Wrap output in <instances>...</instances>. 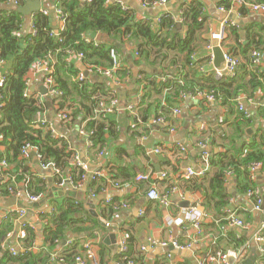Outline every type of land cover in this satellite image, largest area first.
Wrapping results in <instances>:
<instances>
[{"label": "crops", "instance_id": "obj_1", "mask_svg": "<svg viewBox=\"0 0 264 264\" xmlns=\"http://www.w3.org/2000/svg\"><path fill=\"white\" fill-rule=\"evenodd\" d=\"M111 1L121 4V8L128 10L132 19L143 23L157 24L160 23L161 18L168 15L175 22L172 33L180 35H184L187 31L183 24L182 11L188 7L198 8L201 18L204 19V28L197 37L195 47L190 54L172 53L170 60L163 67L164 72L161 73L160 68L152 64V60L144 63L139 55L135 56L137 52L130 50L129 46H124L126 48L124 55L115 54L120 64L123 62L134 77L143 70L163 83L174 80L184 86L188 93L196 90L209 92L210 89L207 88L222 85L218 90V97L215 96L213 101L194 96H188L185 99L179 97L171 104H167L168 91L165 90L162 95H153L151 102L158 101L162 107L165 106L166 112L164 113L163 109L157 106L158 103L153 105V113L149 118L150 127L146 132L142 130V127L138 131L132 130V123L124 122L123 128L116 137H107L104 155L97 163H92L96 155L87 153V141L72 140L71 132L62 124V119L57 113V97L49 93L42 96L41 90L47 89V86L44 84L45 75L40 71L37 63L31 68L26 82V95L37 99L43 107L42 115H38L36 120V127L45 122L57 137L67 139L66 136L69 135L71 149L76 150V155L81 163L88 167L89 172L100 173V178L104 181L101 184L106 187L103 193H98L100 184L91 190L89 181L86 180L76 186L71 184V190L76 192L75 198L57 196L49 199L46 195L53 186L57 187L59 177L52 168H42L36 152L30 150L29 160L24 164L27 168L26 174L31 178L45 181L46 193L37 201L31 202L22 184L17 186L20 191L18 197L0 190V216L23 209L25 213L22 220L41 235L42 232L35 226L37 223L40 226L46 224L41 220L42 216L52 217L59 214L58 208L66 209L69 204L77 205L79 217L83 221L80 227L85 231L79 235L69 233L66 241L78 242L77 251L82 250L80 248L85 243H89L97 264H123L118 244L122 238L126 240L130 258L136 259L138 264H199L206 257L218 252L238 251L244 252L247 259L254 249L257 255L255 264H258V245L254 238L264 223V217L253 209V201L247 191L258 192L264 207L263 173L259 171L250 181L245 172H241L239 176L227 174L224 191L229 197V204L217 211L211 209L210 212H206L201 207L200 193L184 190L183 181L195 178H184L188 169L198 172L204 168L201 158L203 153L208 154L206 172L209 170V158L213 157L212 155L227 154L229 157L241 160L252 151L264 153V107L261 106L264 102V18L251 13L246 5L237 3V0H229L230 4L227 7L217 6L218 0H167L164 5H153L155 2L149 4L148 0ZM242 1L248 4L264 3V0ZM42 3L45 9L49 8L47 7L50 4L49 1H42ZM23 5L25 0L23 4L19 0V6ZM12 7L15 8L11 0H0V14L11 10ZM56 19L59 17L57 16ZM31 20L25 19L22 25L23 33L31 32ZM225 21L234 24V26L227 25L226 28L234 29L235 32L231 34L225 28L226 37L221 47L237 58L239 64L236 75H226L218 85L213 74L214 64L213 67L208 65L209 53L205 45L206 42H210L213 35L220 33ZM177 25L180 29H177ZM97 35L101 40H92L96 44L101 42L113 44L110 34L98 33ZM89 36L87 38L91 40ZM254 51L261 55L256 67H252L249 63ZM187 58L188 64H186ZM173 59L178 61L176 66L169 64ZM134 62L138 64L134 65ZM41 64L44 66L45 63ZM72 64L80 73H88L79 59L74 58ZM9 68L8 63H0V80L8 73ZM87 78L88 80L90 78L92 83L100 84L104 81L99 80H105L106 77L91 76L88 73ZM138 79L143 77L139 76ZM112 84L125 90L124 110H127L129 105L137 106L141 97L139 89L144 84H139L137 93L133 91L129 78L122 84L119 82L117 84V80H114ZM127 98L130 101L127 102ZM118 100L120 105L119 95ZM236 101L240 102L241 111ZM117 110L123 111L119 109V106ZM174 110H179V113L174 114ZM244 113L249 117H245ZM136 114H138L137 110ZM158 118L166 122L155 124L154 120ZM199 143L206 146L203 152L199 151L201 150ZM181 148L184 150L182 151ZM32 153H35V156H32ZM71 165H74L73 160ZM69 172L68 168L61 171V181L66 182L70 178ZM212 172L213 169L209 174ZM149 173L157 178L162 173H166V177L156 182L157 179L148 182L136 181L138 175ZM50 182L53 184L52 187L49 185ZM153 187L160 195H169L167 204L148 199L147 193ZM173 188L176 189L175 192H171ZM12 199L16 200L14 205L11 203ZM192 208H196L195 216L201 220L200 236H197L188 216ZM91 212L96 216H92ZM230 214L245 222L246 227L241 229L228 225L225 219ZM106 223H109L108 227L105 226ZM16 227L15 223L13 236L10 239L11 245L17 240ZM5 242L6 240L3 243ZM174 243L192 244V247L181 251L173 246ZM42 247L43 240L40 236L35 241L34 251L38 252ZM61 248L62 246H56L52 254L60 256ZM142 248L144 251L141 250ZM50 262L65 264L56 259Z\"/></svg>", "mask_w": 264, "mask_h": 264}, {"label": "trees", "instance_id": "obj_2", "mask_svg": "<svg viewBox=\"0 0 264 264\" xmlns=\"http://www.w3.org/2000/svg\"><path fill=\"white\" fill-rule=\"evenodd\" d=\"M43 1L50 2V8L55 10V18L59 17L58 12L63 15L62 30L59 28L60 18L55 19V26L52 25L50 8H44L43 12L37 13L32 19L34 34L22 32L25 19L16 10L11 9L0 14V60L10 66L8 73L4 75V85L0 87V159L5 158L8 164L6 173L15 177L17 186L22 184L26 195L34 197H41L46 193V183L26 174L27 168L24 164L29 160V155L21 157L23 147L28 146L36 152L40 165L52 163L56 169H59L60 174L56 175L59 177L57 185L62 182L61 171L67 168L70 169L69 179L74 186L82 183L81 178L84 172L80 167L71 165L76 150H72L69 146V135L66 136L67 139L60 138L53 135L50 130H46L43 125L36 127V120L38 115H42L43 107L37 99L26 95L27 75L31 68L40 62L53 66L54 71L51 77L54 89L62 94L56 98L57 113L64 112L68 115L66 120L62 119V124L71 132L72 140L91 142L92 146L87 147V153L94 156L104 147L107 137L114 138L119 134L124 122L136 123V128H131L132 130L138 131L140 127L144 132L149 130V118L153 113V105L158 103L157 106L162 108L164 113L166 112L165 106L162 107L158 101H152V104L153 95H162L166 90L168 91L167 104H171L175 99H179L180 92L186 91V88L174 80H167L164 83L158 81L155 76L143 70L134 77L123 62L112 71L109 78L104 77L103 83H92L91 79L87 78V81L79 84L73 80L80 73L72 64L76 54L82 55L80 62L83 68L91 76H95L93 73L95 68L102 70L112 68L110 51L114 50L116 54L124 55L126 45L130 50L137 52L144 63L152 60V64L158 66L162 73L172 53L180 55L192 52L198 40L197 37L204 28V19L201 18V12L196 7H188L182 11L183 24L187 31L184 35H180L172 33L175 22L170 17L161 18L160 23L157 24L135 21L128 10H122L121 4L112 3L110 0ZM148 1L152 4L158 0ZM20 3L23 4V0H20ZM217 4V6L227 7L230 3L229 0H218ZM226 30H229L231 34L235 32L231 28ZM91 33L110 34L113 44L108 42L96 44L87 38ZM177 63L175 59L169 62L170 66H176ZM188 63L187 58L186 64ZM136 64L138 63L134 62V65ZM139 76L143 79H138ZM150 77L153 78L150 79ZM127 78L136 93L139 84H144L139 89L141 97L135 107L138 119L132 118L127 110L121 112L115 110L106 115L98 112L100 100L107 103L109 99L118 98L117 91L111 89L109 85L114 80H117V84L118 82L122 84ZM217 81L219 85L222 79ZM220 87L222 85L207 89L218 97ZM128 101H130L129 98H127ZM82 130L86 136L79 134ZM212 156L209 158V170L204 175L183 181L185 191L201 194V207L206 212H210L211 209L217 211L229 204V197L224 191L227 174L239 176L241 172H245L250 181L251 177L246 167L253 162H261L263 164L261 172L264 175V153L261 151H252L241 160L229 157L227 154ZM211 169L213 172L209 174ZM87 181L91 190L100 184L98 193L106 187L101 184L104 181L100 177ZM6 186L7 183L0 185V190ZM16 191H19L18 188ZM1 192L5 194V191ZM58 211L59 214L52 217L50 215L41 217L46 224L40 226L37 223L35 226L42 232L41 235L32 227L25 228L26 237L21 241L25 251H21V247H17L16 242L11 245V237L8 238V235L13 233L15 215L10 216L8 221L0 223V264H51L52 250L56 246H62L60 257L66 263L73 262L77 256L81 255L82 250L77 251L78 242H72L71 245L64 244L69 233L79 235L85 231L80 227L83 221L79 217L77 205L69 204L66 209L58 208ZM95 227H97L96 224ZM40 236L43 247L35 252V241ZM2 238L6 242L1 244ZM11 247H14L16 255L10 252ZM129 260L136 262V259L130 258L127 254L122 263L127 264Z\"/></svg>", "mask_w": 264, "mask_h": 264}, {"label": "built area", "instance_id": "obj_3", "mask_svg": "<svg viewBox=\"0 0 264 264\" xmlns=\"http://www.w3.org/2000/svg\"><path fill=\"white\" fill-rule=\"evenodd\" d=\"M11 1L13 3V6H15V7L19 6V0H11ZM39 1L42 2L43 0H39ZM81 1L90 2L91 0H81ZM212 1H215V0H212ZM166 2H167V0H159V1H156L153 5H155V4L164 5V4H166ZM237 3L246 5L251 13L264 18V3L248 4V3H244L242 0H237ZM122 10L126 11V9L124 7H122ZM40 12H43V9ZM58 15L60 18L59 19V28H60V30H62L63 25H64V17L60 12H58ZM166 17H170V16L167 15ZM170 18H172V17H170ZM227 25L234 26V24L232 22L225 21L222 28H221L220 33L213 35L210 42L205 45V49L209 53L208 65H210L212 67H213L212 49L214 47H216L215 45H217V47H220L222 52H223V61H224L223 64L219 68L213 67V74H214V77L216 80H220V79L224 78L226 75L234 76L236 71H237L238 64H239V60L237 58L233 57L227 51H224L221 47L225 41V37H226L225 36V28ZM31 32L33 34L35 33L32 25H31ZM56 34H57V31H56ZM135 56L138 57V54L136 53ZM110 57L112 59V65H113L112 68L108 69V70H102L99 68H95V70L93 72L95 75L103 76V77H107V78H109L111 76L112 71L120 65V61H119V59H117L118 57L116 56V54L113 50L110 51ZM76 58L81 60L82 55L76 54ZM260 58H261L260 53L254 51L250 56V61H249L250 65L252 67H256L259 64ZM0 63H3V61L0 60ZM38 65H39L40 71L43 72L45 75L44 84L47 86L48 93L51 95H54L56 97L61 96L62 94L59 91L54 89V82H53V79L51 77V74L54 71L53 66L48 65L46 63L44 64V66H42L41 62L38 63ZM73 80L79 84H82L85 81H87V78L84 76V73H78L74 77ZM4 82H5V78H2L0 80V87H3ZM188 96H194L197 98L204 99L206 101L215 100V95L212 92L209 93V92L204 91V90H196L195 92H192V93H188L186 91H181L179 94V97L181 99H185ZM236 104H237L239 110L241 111L242 106H241L240 102L236 101ZM261 104H262L261 106L264 107V102H262ZM118 106H119L118 98L109 99V101L107 103L104 100H100L98 102V108H99L98 112L106 115V114L112 113L113 111L117 110ZM127 111L131 115L132 118L138 119V115L136 114L135 106L129 105L127 107ZM173 112H174V114H177V113H179V110H174ZM67 116L68 115L65 114L64 112L59 113V117L63 120H66ZM244 116L247 118L249 117V115L246 113H244ZM164 122H166V121L164 119H161V118L154 120L155 124L156 123L162 124ZM42 125L45 126L46 130H50L51 133L53 135H55L53 133V131L51 130V128L49 126H47L45 122H42ZM136 126H137L136 123L135 124L132 123V125H131V127L133 129H135ZM79 134L81 136H86L84 130L80 131ZM90 146H92V143L88 142L87 147H90ZM198 146L201 149L206 148V146L203 143H199ZM106 148H107V142L104 145V147L96 154V158L94 161H92V163H97V161L104 155ZM30 150H33V149L29 148L28 146L23 147L21 149V157H23V158L27 157V154ZM181 150L183 151L184 148H181ZM37 157L39 159V156H37ZM201 158H202L204 168L198 172H195L191 169H188L185 173V176H184L185 179H190L193 177L204 175V173L208 169V154L203 153ZM73 161H74V165L77 167H80L82 169V171L84 172V174H83L84 176L81 178V182H84L88 179L94 180V179L100 177L99 172H89L88 167L81 163V161L77 155H74ZM7 165L8 164L5 160V158L0 159V185L7 183V186L3 189V191H5V193H7L8 195H13V196L18 197V196H20V191H18V192L16 191L17 184L15 181V177L10 176L9 174L6 173L7 167H8ZM41 167L42 168H52L56 175L60 174L59 169H56L54 164H52V163L41 164ZM262 167H263V164L261 162H253V163L249 164L246 167L247 172L249 174V177H251V179H253V176L256 173H258L259 171H261ZM165 177H166V173H162L159 178H157L155 175L149 173L147 175H138L136 177V181H147L148 182V181H151L152 179H157V180H155V182H156V181H159L161 179H164ZM67 182L71 185L70 179H68ZM64 184H65V181H62L60 184L57 185V187H63ZM104 191H105V189H103L101 193H103ZM175 191H176V189L173 188L171 192H175ZM247 193L252 198L253 209L255 211L261 213L264 217V207L262 206V198H261L260 194L254 190H248ZM27 196L31 202H35L39 199V197H34V196H29V195H27ZM147 197L149 200L159 201L162 204H167V198L169 197V195L168 194L167 195H160L157 192V190L153 187L152 189H150L148 191ZM108 203L109 202L107 201V204ZM195 211H196V208H192L189 211L188 216L190 217V221L193 225L194 230L197 233V236H200L201 235V229H200L201 220L199 217L195 216V213H196ZM24 213H25V211L23 209H19V210H16L14 212H9V213L3 214V216H0V223H2L4 221H8L10 219V216L15 215L14 222L16 224H19V231L17 233H15L16 234L15 238L17 239L16 240V246L19 248L21 247L20 248L21 251H25V249L22 248V246H21V241L26 237L25 228L28 227V225H26V223L23 222V220H22L24 217ZM225 221L228 225L236 226V227H239L241 229H244L246 227L245 222H243L239 218L234 217L233 214L228 215L227 218L225 219ZM105 226L108 227L109 223H106ZM263 231H264V223L262 224L260 231L257 233V235H255V238H254L255 242L258 245V247H257L258 255H259L258 264H264V261H263V258H264V234H263ZM12 236H13V233H10L8 235V238H10ZM66 244L71 245L72 242L66 241ZM118 244H119V249H120L121 255H122L121 259L125 260L127 254H128V246H127L126 240L124 238H122ZM162 245L164 246L165 244H162ZM173 246L176 249H179L182 251V250L190 249L192 247V244L191 245H189V244L179 245L178 243H174ZM81 249H82V253L84 252V254L82 255V253H81V255L77 256L74 259V261L71 263H66L60 256H57V254H52L51 259L52 260L58 259L60 262H63L65 264H88V263L97 264L95 257L93 255V253L91 252L89 243H85L83 245V247H81ZM9 250L12 253V255H16V251H15L14 247H11ZM141 250L144 251V248H142ZM244 259H245V253L241 252V251L232 252V253L218 252L213 256L206 257V259L203 262H200L199 264H204L205 262L209 263V264H235V263L242 262ZM127 264H138V263L129 260V261H127Z\"/></svg>", "mask_w": 264, "mask_h": 264}, {"label": "water", "instance_id": "obj_4", "mask_svg": "<svg viewBox=\"0 0 264 264\" xmlns=\"http://www.w3.org/2000/svg\"><path fill=\"white\" fill-rule=\"evenodd\" d=\"M114 2V1H111ZM47 7L50 8V4L47 5ZM44 8V5L41 1L39 0H25V5L23 6H19V7H12L10 9H14L16 10L20 15H22L24 17V19H27V21H29L30 19H33L34 16L39 13L42 9ZM49 14L53 20L52 25L55 26V10L51 7L49 9ZM180 26L177 25V29ZM29 30V29H28ZM90 39L91 40H97L100 41L101 39H98V35L97 33H91L90 34ZM212 55H213V64L215 68H219L221 66V64L224 62L223 61V52L221 51L220 47H214L212 49ZM84 76L87 78L88 77V73H84ZM100 82L104 81L102 79L99 80ZM109 87L115 91H117L118 95L120 96V105H119V109L120 110H124L126 107V101H125V90L118 88L117 86L110 84ZM42 96H46L48 95V91L45 88H42L41 90ZM200 152H203L204 150L201 149L199 150ZM206 151V150H205ZM209 152V151H208ZM32 156H35V153H32ZM94 170V169H93ZM92 170V171H93ZM91 171V170H90ZM49 185L52 187L53 184L50 182ZM23 194H24V189L22 190ZM57 196H68V197H76V192H74L73 190H71V185L66 181L64 186L61 188H57V187H52V189L47 193L46 197L51 199V198H56ZM14 201V202H13ZM16 200L11 201V203H15ZM14 205V204H13ZM11 206V205H10ZM185 206H187V204H185ZM92 216H96L95 213L91 212ZM23 222H25V220H23ZM19 231V224H17L16 227V233ZM5 241L4 238L1 239V242L3 243ZM256 252L255 249L252 251V254L245 259V261H243L241 264H255V260H256Z\"/></svg>", "mask_w": 264, "mask_h": 264}]
</instances>
